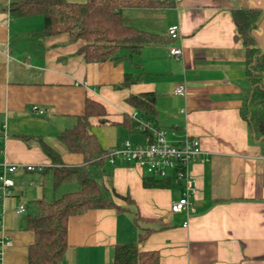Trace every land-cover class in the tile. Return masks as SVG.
I'll return each instance as SVG.
<instances>
[{
	"label": "crops",
	"instance_id": "0c3cea01",
	"mask_svg": "<svg viewBox=\"0 0 264 264\" xmlns=\"http://www.w3.org/2000/svg\"><path fill=\"white\" fill-rule=\"evenodd\" d=\"M13 1L19 0H0V162L41 168L20 167L12 174V194L2 197L0 190V237L12 239L2 264H30L29 206L77 189L76 183L54 188L43 171L51 160L36 138L50 143L65 165H83V155L68 150L58 135L75 124L87 97L107 110L105 122L90 118L106 149L125 139L144 141L148 131L138 129L141 122L165 129L171 142L199 139L202 152L190 165L196 210L189 216L171 211L172 201L184 194L182 182L166 179L168 186L145 187L140 167L106 160L91 166V174L124 209L95 208L70 217L61 264H113L116 244L137 241L145 228L152 231L139 248L158 250L160 264H264V141L254 138L241 113L251 84L244 39L233 19L236 8L264 12V0H164L155 7H122L131 24L165 42L145 44L131 58L100 62L84 59L83 39L43 34V15L12 16ZM174 23L180 28L177 39L167 35ZM253 32L264 52V15ZM169 46L181 47L182 54H170ZM129 53L120 48L117 55ZM128 72L137 79L120 86ZM180 83L186 96L175 92ZM144 92L156 96L150 120L127 102L129 95ZM34 105L47 114H36ZM20 203L27 207L23 214L16 212Z\"/></svg>",
	"mask_w": 264,
	"mask_h": 264
},
{
	"label": "trees",
	"instance_id": "16d2710c",
	"mask_svg": "<svg viewBox=\"0 0 264 264\" xmlns=\"http://www.w3.org/2000/svg\"><path fill=\"white\" fill-rule=\"evenodd\" d=\"M167 3L164 0H19L10 4L14 17L41 14L44 17L42 33L45 35L68 33L72 40L83 39L80 52L87 62L108 59L131 58L145 44L165 42L162 35L149 32L131 24L121 13L122 7H155ZM264 12L257 8H236L234 22L242 34L247 56V76L251 86L247 89L241 107L242 116L248 121L254 138L264 141V52L254 35V28ZM120 48L130 53L117 55ZM137 77L128 72L120 86H129ZM156 96L153 92L131 94L127 102L139 110L148 120L156 115ZM107 110L98 100L87 97L84 112L77 116L75 124L61 131L58 138L68 150L81 153L83 165H65L58 151L43 137L36 139L51 165L44 168L52 177L54 188L76 183L77 189L65 191L52 199L42 198L29 206L25 215L27 227L33 232V242L28 248L30 264H61L69 247L68 222L70 217L95 208L124 209L117 204L109 191L96 180L91 166L106 163L109 149L104 148L91 129L90 118L106 121ZM124 124H130L124 119ZM25 139L30 136L23 135ZM145 187H164L166 179L146 176ZM114 192V191H113ZM119 196L118 193H113ZM131 202L129 196L124 197ZM151 228L139 233L135 242L116 244L113 264H160V253L156 249L141 250L139 242L147 237Z\"/></svg>",
	"mask_w": 264,
	"mask_h": 264
},
{
	"label": "built area",
	"instance_id": "2783aa9c",
	"mask_svg": "<svg viewBox=\"0 0 264 264\" xmlns=\"http://www.w3.org/2000/svg\"><path fill=\"white\" fill-rule=\"evenodd\" d=\"M167 35L171 39H177L180 36V28L177 23L171 24L167 29ZM170 54L180 56L181 47L169 46ZM175 92L181 96H186V85L180 83L177 85ZM33 111L38 115L47 114V109L40 108L36 105ZM141 131H148L147 137L140 143H134L125 139L118 145L109 149L107 160L115 163L117 159L137 165L147 176L160 179H171L178 183L182 182L184 194L182 197L172 201V212H184L187 216L195 212L196 208L193 196L196 193L194 178L190 171V165L198 159L202 149L198 138H188L180 142H171L167 139L166 130L159 127H152L150 124L141 122L138 126ZM20 167L27 170L41 168L40 165L10 163L7 160L0 162V190L1 196L7 197L12 194L14 179L12 174ZM27 211L25 203H20L16 207L18 214ZM2 213L0 212V222ZM188 225V220L184 221V226ZM12 245V239L0 237V264L3 261L4 250L7 246Z\"/></svg>",
	"mask_w": 264,
	"mask_h": 264
},
{
	"label": "rangeland",
	"instance_id": "374dc122",
	"mask_svg": "<svg viewBox=\"0 0 264 264\" xmlns=\"http://www.w3.org/2000/svg\"><path fill=\"white\" fill-rule=\"evenodd\" d=\"M132 141H136V140L133 139Z\"/></svg>",
	"mask_w": 264,
	"mask_h": 264
}]
</instances>
